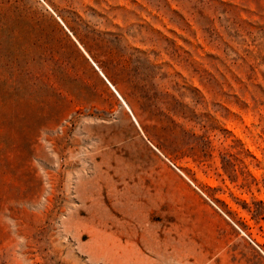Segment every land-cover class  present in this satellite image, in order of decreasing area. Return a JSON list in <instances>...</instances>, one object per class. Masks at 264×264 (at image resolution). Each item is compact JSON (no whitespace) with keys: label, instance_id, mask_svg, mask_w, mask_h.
<instances>
[{"label":"rangeland","instance_id":"obj_1","mask_svg":"<svg viewBox=\"0 0 264 264\" xmlns=\"http://www.w3.org/2000/svg\"><path fill=\"white\" fill-rule=\"evenodd\" d=\"M0 264H264V0H0Z\"/></svg>","mask_w":264,"mask_h":264},{"label":"bare ground","instance_id":"obj_2","mask_svg":"<svg viewBox=\"0 0 264 264\" xmlns=\"http://www.w3.org/2000/svg\"><path fill=\"white\" fill-rule=\"evenodd\" d=\"M100 71V70H99ZM100 75L104 78L103 74L101 72H99ZM105 79V78H104ZM106 80V79H105ZM107 82V80H106ZM108 83V82H107ZM109 84V83H108ZM110 85V84H109ZM110 87L112 88V86L110 85ZM113 89V88H112ZM114 92L117 94V96L119 97V99L121 100L122 104L124 105L125 108L128 109V111L130 112L129 108L127 107V105L125 104V102L123 101V99L120 97V95L114 90ZM131 113V112H130ZM133 120L135 121V119L133 118Z\"/></svg>","mask_w":264,"mask_h":264},{"label":"water","instance_id":"obj_3","mask_svg":"<svg viewBox=\"0 0 264 264\" xmlns=\"http://www.w3.org/2000/svg\"><path fill=\"white\" fill-rule=\"evenodd\" d=\"M100 74V73H99ZM102 77V76H101ZM104 79V78H103Z\"/></svg>","mask_w":264,"mask_h":264}]
</instances>
